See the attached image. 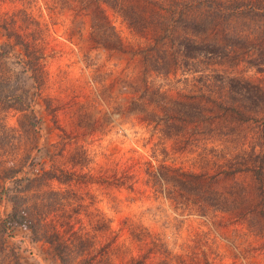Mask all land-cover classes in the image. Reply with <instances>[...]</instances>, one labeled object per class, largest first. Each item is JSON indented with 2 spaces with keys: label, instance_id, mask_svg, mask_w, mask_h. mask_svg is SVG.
<instances>
[{
  "label": "rangeland",
  "instance_id": "obj_1",
  "mask_svg": "<svg viewBox=\"0 0 264 264\" xmlns=\"http://www.w3.org/2000/svg\"><path fill=\"white\" fill-rule=\"evenodd\" d=\"M242 1L264 7L0 0L41 67L33 83L13 58L0 84V218L24 203L71 264H264V11ZM6 231L25 263L61 264L39 232Z\"/></svg>",
  "mask_w": 264,
  "mask_h": 264
},
{
  "label": "trees",
  "instance_id": "obj_2",
  "mask_svg": "<svg viewBox=\"0 0 264 264\" xmlns=\"http://www.w3.org/2000/svg\"><path fill=\"white\" fill-rule=\"evenodd\" d=\"M244 2L241 6L243 8H247L251 10L256 15H261L256 11L262 10L264 11V7L257 4L251 5L250 2ZM251 5V6H250ZM212 11H219V10H234L238 9L237 5H224L223 3H213L209 7ZM261 12V11H260ZM0 84H8L12 81L17 80L16 72L14 69L11 68L10 64H12V60L14 58L15 64H18L22 71L27 73L30 72L28 75L29 78L32 80L33 83L38 81L39 73H40V65L38 63V57L32 52L28 43L22 38L21 35L18 33L12 32L10 29L7 28L6 25L0 24ZM186 45V44H185ZM187 48V46H186ZM18 51L19 55H13ZM23 56V58H22ZM244 89L250 88L248 91L251 92L253 97L260 98L261 92L260 89L253 88L251 85L243 86ZM250 96V98H253ZM5 99H10V105H7L5 101L2 102L4 106L12 107L16 110H22L23 100L22 97L15 95L13 97ZM261 100L264 98L261 96ZM20 106V107H19ZM262 127L259 131V143L258 149L254 147L252 149V154L255 156V161L257 162L258 167L254 169L253 173L255 174L258 184H259V192L260 198L264 201V121L262 122ZM48 175L49 178H56L59 180H63V173L62 171H56L51 168L50 171L44 172ZM262 213L264 215V206L262 209ZM36 219L33 217L32 213H30L26 205L20 204L14 199H11V209L6 214L4 218H0V264H28L22 261L18 247L10 241L9 235L6 233V229L11 227L14 224L18 225H25L31 229L33 233L39 232L40 235L37 238H41L47 243L52 246L53 256L55 259L58 260L61 264H71V258L69 256L71 247L66 240L63 239L62 235H60L57 231H47L45 228H36L37 225L34 224ZM39 222H36L38 224ZM43 226V225H42Z\"/></svg>",
  "mask_w": 264,
  "mask_h": 264
}]
</instances>
